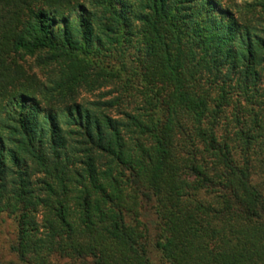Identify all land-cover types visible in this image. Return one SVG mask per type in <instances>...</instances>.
I'll return each mask as SVG.
<instances>
[{"label": "trees", "instance_id": "16d2710c", "mask_svg": "<svg viewBox=\"0 0 264 264\" xmlns=\"http://www.w3.org/2000/svg\"><path fill=\"white\" fill-rule=\"evenodd\" d=\"M0 214L11 264H264V0H0Z\"/></svg>", "mask_w": 264, "mask_h": 264}, {"label": "rangeland", "instance_id": "374dc122", "mask_svg": "<svg viewBox=\"0 0 264 264\" xmlns=\"http://www.w3.org/2000/svg\"><path fill=\"white\" fill-rule=\"evenodd\" d=\"M16 222L5 214H0V262L11 264L16 262L15 255L10 252L9 245L15 235Z\"/></svg>", "mask_w": 264, "mask_h": 264}]
</instances>
